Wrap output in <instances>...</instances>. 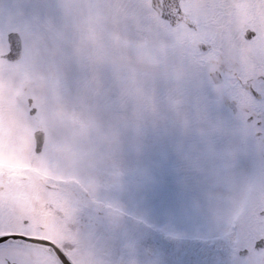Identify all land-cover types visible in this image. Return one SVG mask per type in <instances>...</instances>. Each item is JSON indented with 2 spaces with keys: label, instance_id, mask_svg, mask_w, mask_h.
<instances>
[{
  "label": "snow or ice",
  "instance_id": "6c2138e0",
  "mask_svg": "<svg viewBox=\"0 0 264 264\" xmlns=\"http://www.w3.org/2000/svg\"><path fill=\"white\" fill-rule=\"evenodd\" d=\"M0 264H264V0H0Z\"/></svg>",
  "mask_w": 264,
  "mask_h": 264
}]
</instances>
